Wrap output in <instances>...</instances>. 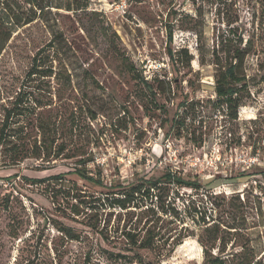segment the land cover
<instances>
[{
  "label": "rangeland",
  "instance_id": "374dc122",
  "mask_svg": "<svg viewBox=\"0 0 264 264\" xmlns=\"http://www.w3.org/2000/svg\"><path fill=\"white\" fill-rule=\"evenodd\" d=\"M237 27L252 42L237 119L211 88L181 108L189 82L214 85L216 36ZM1 45L0 136L21 108L0 142V264H205L206 248L264 264V0H0ZM183 48L181 95L168 51ZM166 172L205 188L115 203L113 183Z\"/></svg>",
  "mask_w": 264,
  "mask_h": 264
},
{
  "label": "trees",
  "instance_id": "16d2710c",
  "mask_svg": "<svg viewBox=\"0 0 264 264\" xmlns=\"http://www.w3.org/2000/svg\"><path fill=\"white\" fill-rule=\"evenodd\" d=\"M168 39L170 42L173 40V29L172 25H168ZM3 49V45L0 46V53ZM252 50V42L250 39H246L243 37L242 32H240V27L237 28H229L227 30H223L221 34H218L215 39V46L213 48V56L214 60L213 63L216 66V73H215V83L212 86H206L204 83H199V87H196L194 83H191L189 86L188 93L184 94V84L183 78H179L180 73V65L185 66V60L182 59L183 55L186 56V64L190 66L192 57L189 55V51L186 48L181 49L180 51L174 52L172 49L168 51L169 59L171 62V65L175 71L176 77L173 79L176 84V91L180 93L181 95L184 94L183 101L180 103L181 108H187L189 105V95L195 94L196 89H204V88H211L212 91L216 94L218 101L221 102V104L226 108L227 113L232 119H237V112L239 107L241 106V102L245 96V92L247 91L248 82L246 73L244 71L245 61ZM178 53H181L178 57ZM181 56V58H180ZM39 59L38 57L34 58L33 61V67L29 71V74H35L39 72L38 66H39ZM179 78V79H178ZM156 79V78H155ZM144 84L147 85L148 91H152V85L149 84L148 79H141ZM155 94V92H152ZM21 99H17L14 106L8 110L6 119L4 121V124L1 128V136H0V142H2L4 138V134L9 128L10 119L12 117V114L18 112L21 108ZM77 173L84 179H87L95 184H102V181L97 179L94 176H91L87 173L85 170H77ZM250 173L247 174H241L240 177L250 178ZM56 180H60L62 177L61 175H57L53 177ZM1 180V177H0ZM36 180V179H34ZM42 182L41 180L34 181ZM176 184L183 187H189L196 190H200L205 188V182L200 181L198 179H185L182 176H177L171 172H166L163 175H161L157 179H143L141 181L122 185L113 183L112 187H117L120 190H122L120 197H118L115 200V203L122 209L127 208L130 206L129 204L134 202L137 195L142 194V192H152V189H162L163 186ZM71 218V217H68ZM84 225H88L89 227L96 230L103 238H106L104 236V232L102 230H99L95 225H91L85 221H82ZM204 225H206V230L209 229V231H212L215 233L214 239L218 240V228L213 225H209L208 222L204 220ZM211 226V227H210ZM232 229H236V227H230ZM71 235L72 233L68 231ZM149 238L147 241L140 242L139 247L145 248L146 246H150L152 244L153 238L148 236ZM129 245L127 247H124V250H128L133 252L135 256H139L141 258V255L139 251L136 248V245L138 242L131 236L128 238ZM180 243V242H179ZM203 246L206 248V245L203 244ZM214 247V245H213ZM206 248L204 250L205 254V264H223L224 258L222 256H213L210 251ZM142 262H144V259H142ZM145 264H154L152 262H145Z\"/></svg>",
  "mask_w": 264,
  "mask_h": 264
}]
</instances>
